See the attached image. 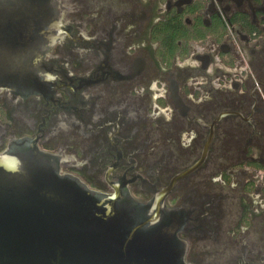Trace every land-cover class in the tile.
<instances>
[{
    "label": "flooded vegetation",
    "instance_id": "af4514ba",
    "mask_svg": "<svg viewBox=\"0 0 264 264\" xmlns=\"http://www.w3.org/2000/svg\"><path fill=\"white\" fill-rule=\"evenodd\" d=\"M52 1L49 88L0 93V150L34 134L99 191L167 199L184 263L264 264V0Z\"/></svg>",
    "mask_w": 264,
    "mask_h": 264
},
{
    "label": "water",
    "instance_id": "95a60500",
    "mask_svg": "<svg viewBox=\"0 0 264 264\" xmlns=\"http://www.w3.org/2000/svg\"><path fill=\"white\" fill-rule=\"evenodd\" d=\"M58 33L52 0H0V93L49 88L40 63ZM178 230L167 199L99 191L34 134L0 150V264H187Z\"/></svg>",
    "mask_w": 264,
    "mask_h": 264
},
{
    "label": "rangeland",
    "instance_id": "374dc122",
    "mask_svg": "<svg viewBox=\"0 0 264 264\" xmlns=\"http://www.w3.org/2000/svg\"><path fill=\"white\" fill-rule=\"evenodd\" d=\"M52 49V48H51ZM51 51V50H50ZM48 53V52H47ZM47 53L43 56V58L47 55ZM43 58H42V60H43Z\"/></svg>",
    "mask_w": 264,
    "mask_h": 264
},
{
    "label": "trees",
    "instance_id": "16d2710c",
    "mask_svg": "<svg viewBox=\"0 0 264 264\" xmlns=\"http://www.w3.org/2000/svg\"><path fill=\"white\" fill-rule=\"evenodd\" d=\"M239 21H242L241 18H239ZM242 24V23H241Z\"/></svg>",
    "mask_w": 264,
    "mask_h": 264
},
{
    "label": "built area",
    "instance_id": "2783aa9c",
    "mask_svg": "<svg viewBox=\"0 0 264 264\" xmlns=\"http://www.w3.org/2000/svg\"><path fill=\"white\" fill-rule=\"evenodd\" d=\"M237 50H238V48H237Z\"/></svg>",
    "mask_w": 264,
    "mask_h": 264
}]
</instances>
